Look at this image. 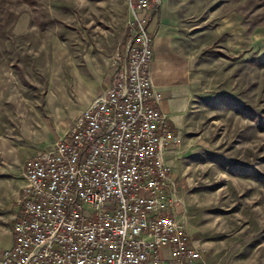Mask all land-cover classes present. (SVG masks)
Returning a JSON list of instances; mask_svg holds the SVG:
<instances>
[{
	"label": "rangeland",
	"instance_id": "1",
	"mask_svg": "<svg viewBox=\"0 0 264 264\" xmlns=\"http://www.w3.org/2000/svg\"><path fill=\"white\" fill-rule=\"evenodd\" d=\"M169 8L171 46L191 77L165 156L174 215L203 264H264V65L251 61L264 53V0ZM131 20L127 0H0V228L16 212L23 161L62 138L104 89Z\"/></svg>",
	"mask_w": 264,
	"mask_h": 264
},
{
	"label": "built area",
	"instance_id": "2",
	"mask_svg": "<svg viewBox=\"0 0 264 264\" xmlns=\"http://www.w3.org/2000/svg\"><path fill=\"white\" fill-rule=\"evenodd\" d=\"M123 60L62 138L21 165L12 243L0 264H194L200 249L174 215L165 156L175 135L149 76L148 24L159 0H127Z\"/></svg>",
	"mask_w": 264,
	"mask_h": 264
},
{
	"label": "crops",
	"instance_id": "3",
	"mask_svg": "<svg viewBox=\"0 0 264 264\" xmlns=\"http://www.w3.org/2000/svg\"><path fill=\"white\" fill-rule=\"evenodd\" d=\"M176 23L177 15L169 8V0H159L156 14L148 24L149 32L154 33L148 70L152 87L160 93L158 109L174 126L179 125L180 117H185L191 102V77L188 75V63L177 56L171 46V37ZM15 205L16 212L11 216L9 225L0 228V255L2 250L12 243L11 224L19 210L16 202ZM161 257V264H185L170 261L167 249L161 251ZM194 264H203L201 256Z\"/></svg>",
	"mask_w": 264,
	"mask_h": 264
},
{
	"label": "trees",
	"instance_id": "4",
	"mask_svg": "<svg viewBox=\"0 0 264 264\" xmlns=\"http://www.w3.org/2000/svg\"><path fill=\"white\" fill-rule=\"evenodd\" d=\"M127 37H128V34H127V36H126V39H127ZM126 39H125V40H126ZM124 43H125V42H123V43H122V46H121L122 50H123ZM251 61L256 62L257 65H261V66H263V65H264V53H262V54L259 55L258 57H254V58H252ZM233 105L236 106L235 103H233ZM236 110H238L240 113H242V115H243V114H246V115L249 116L250 118H255V117H253L254 112L249 111V110L246 111L247 109L245 110L244 107H241V106L238 105L237 108H236ZM169 125H170V127H171V124H170V123H169ZM258 125H259V128H264V123H262V122H258Z\"/></svg>",
	"mask_w": 264,
	"mask_h": 264
}]
</instances>
